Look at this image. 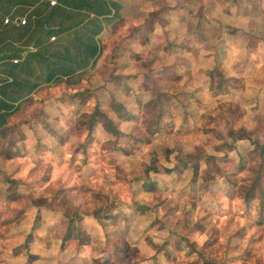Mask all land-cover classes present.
Listing matches in <instances>:
<instances>
[{
    "label": "rangeland",
    "instance_id": "374dc122",
    "mask_svg": "<svg viewBox=\"0 0 264 264\" xmlns=\"http://www.w3.org/2000/svg\"><path fill=\"white\" fill-rule=\"evenodd\" d=\"M119 2L6 116L0 264H264V0Z\"/></svg>",
    "mask_w": 264,
    "mask_h": 264
},
{
    "label": "crops",
    "instance_id": "0c3cea01",
    "mask_svg": "<svg viewBox=\"0 0 264 264\" xmlns=\"http://www.w3.org/2000/svg\"><path fill=\"white\" fill-rule=\"evenodd\" d=\"M50 1L0 0V101L9 106L0 107V114L35 96L48 78H74L91 67L121 3Z\"/></svg>",
    "mask_w": 264,
    "mask_h": 264
},
{
    "label": "trees",
    "instance_id": "16d2710c",
    "mask_svg": "<svg viewBox=\"0 0 264 264\" xmlns=\"http://www.w3.org/2000/svg\"><path fill=\"white\" fill-rule=\"evenodd\" d=\"M90 6H93L94 5V2H93V5L92 4H89ZM89 6V7H90ZM94 10H96L95 8H93ZM98 9H100V6H97V10L96 11H98L99 12V10ZM48 79H51V78H48ZM29 99L30 98H27V99H25L24 100V103L25 102H28L29 101ZM0 107H4L5 109H8V105L5 103V102H3V101H0ZM19 107V104H18V106H16L15 107V110L17 109ZM9 112L10 111H8V112H4V113H1L0 114V133H1V131L3 130V126H4V122H5V120H6V116H8V114H9ZM44 124V126H46V124L45 123H43ZM116 129V128H115ZM116 134H117V137H118V135L120 136V132H118V130L116 129ZM88 143V140L86 139L85 140V142L83 143V146H82V151L84 152V153H87L86 152V144ZM155 159H153V161H154ZM150 167V170H152L153 172H158L159 171V168L157 167V166H149ZM0 174H2V173H0ZM4 177H6V176H4ZM7 196L9 197V198H16V197H19V195H15L14 193H8L7 194ZM135 208L136 209H138V210H142L143 208H144V206L143 205H141V204H137V203H135ZM108 217H110V218H112L113 220H114V218H116V216L115 215H108ZM32 238H33V234L32 233H30V234H27V239L28 240H32ZM24 247H26L25 245H19V246H17V247H15L14 248V251L16 250V249H20V248H24Z\"/></svg>",
    "mask_w": 264,
    "mask_h": 264
},
{
    "label": "built area",
    "instance_id": "2783aa9c",
    "mask_svg": "<svg viewBox=\"0 0 264 264\" xmlns=\"http://www.w3.org/2000/svg\"><path fill=\"white\" fill-rule=\"evenodd\" d=\"M50 3H51V4H54V3H55V1H54V0H51V1H50ZM5 21H8V19H5ZM21 22H22V23H24V22H25V20H24V19H22V20H21ZM53 38H54V37H52V39H53ZM14 61H16V60H14Z\"/></svg>",
    "mask_w": 264,
    "mask_h": 264
}]
</instances>
